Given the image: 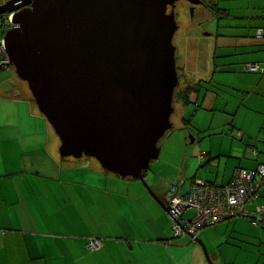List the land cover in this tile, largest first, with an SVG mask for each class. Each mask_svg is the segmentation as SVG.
<instances>
[{
  "label": "crops",
  "instance_id": "1",
  "mask_svg": "<svg viewBox=\"0 0 264 264\" xmlns=\"http://www.w3.org/2000/svg\"><path fill=\"white\" fill-rule=\"evenodd\" d=\"M223 1L222 6L219 0L213 3L224 11L216 17L211 71L195 82L199 92L187 105L195 107L194 112L190 108L191 118H186L188 129L178 128L193 133V143L209 141L198 155V165L217 171L215 177L207 170L203 178H198L201 171L191 181L179 178L189 176L188 149L180 176L177 162L173 163L177 158L169 154L165 165L172 171L165 178L170 185L182 179L185 193L193 182L229 184L237 169L253 171L264 165V75L244 69L248 63H264V38L258 37L264 28V0ZM221 30L228 32L219 34ZM203 118L208 126L202 125ZM59 146L58 136L26 91L19 84L0 83V264L181 263L173 251L179 247L174 238L187 235L175 237L173 232V238H168L166 215L158 211L140 182L106 174L93 161L66 164L60 160ZM167 189L161 184L153 192L163 201ZM257 205L264 207V190L249 208V217ZM132 209L139 214L146 211L147 218L140 217L152 219L148 230L133 226L137 213ZM246 219L253 224L245 216L221 223L233 222L232 231L243 230L250 226ZM257 226L262 227L257 235L264 242V221ZM92 240L101 241V247L88 249Z\"/></svg>",
  "mask_w": 264,
  "mask_h": 264
},
{
  "label": "water",
  "instance_id": "2",
  "mask_svg": "<svg viewBox=\"0 0 264 264\" xmlns=\"http://www.w3.org/2000/svg\"><path fill=\"white\" fill-rule=\"evenodd\" d=\"M179 1L8 0L0 6V14H14L3 39L8 67L58 136L60 157L91 158L110 174L142 182L173 222L145 175L160 157V141L174 130Z\"/></svg>",
  "mask_w": 264,
  "mask_h": 264
},
{
  "label": "rangeland",
  "instance_id": "3",
  "mask_svg": "<svg viewBox=\"0 0 264 264\" xmlns=\"http://www.w3.org/2000/svg\"><path fill=\"white\" fill-rule=\"evenodd\" d=\"M209 5L211 3H216V0H205ZM218 1V0H217ZM220 5H225L223 0ZM236 4H238L236 2ZM214 5V4H213ZM215 7V6H214ZM177 12V24H179V30L175 34V47L177 48V67L180 72L179 75V86L176 91L185 89L190 83H195L201 77L207 75L211 70V55L215 49L216 37V26L217 20L216 17L210 10H206V14L203 15V12L200 11L199 7L194 10V13L191 11L188 2L179 3L176 7ZM210 12V13H209ZM235 14H241L236 13ZM205 18V19H204ZM205 21H204V20ZM264 19V18H263ZM203 21V22H202ZM199 22L202 24H199ZM238 23H242V21H236ZM235 23V22H234ZM223 32H228L225 30L219 31V34H223ZM214 35V36H213ZM10 82L13 81L15 84H19L21 88H23L26 93L31 96L30 90H28L27 85L24 81H21L17 78L16 72L13 68H9V70H5L0 73V83L2 82ZM175 95V94H174ZM34 107L38 110L36 103H34ZM173 107L175 108V112L172 115V121L174 124V130L169 132L161 141L160 147L161 151L163 149L162 154H159V158L157 161L151 164V169L147 172L145 180L147 183L157 192L158 185H163L164 190L170 187V179L167 180L169 174L167 171H172V167L169 165H165V160L174 155L177 159L173 160V163L177 162V174L181 175L180 172L182 160L184 159V150L188 149V155L192 160V165L188 169L189 176L181 175L179 178L192 180L195 173L201 171L200 176L198 178L205 177L207 170H211V172L216 174V168H208V165L200 168L198 165V155L200 152H205V146L208 147V140H197L194 143L192 139L195 138V135L190 132L178 131L179 129L187 130L183 119H190L191 114L190 110L194 112L195 107L193 106H185L181 101H174ZM191 108V109H190ZM200 115H198L196 123L199 125L201 123ZM202 125L208 126L205 118L202 120ZM52 127V126H51ZM179 128V129H178ZM53 129V128H52ZM177 129V130H176ZM54 131V130H53ZM184 132V133H183ZM55 133V132H54ZM229 134V131H227ZM56 135V134H55ZM202 138V136H200ZM185 142L182 143V140ZM200 144H204L203 148L200 149ZM184 145V146H183ZM181 155L177 153H181ZM171 154V155H169ZM180 156V158H178ZM72 159V158H66ZM75 159V158H73ZM89 159V158H88ZM75 160H84V159H75ZM71 161V160H70ZM87 161H93L95 164H98L94 159H89ZM100 165V164H99ZM97 166V165H96ZM224 166V165H223ZM103 170V169H102ZM181 173V174H180ZM190 177V178H189ZM209 179V178H208ZM215 179V178H214ZM177 181V180H176ZM140 182V181H132ZM91 183V182H90ZM174 183V182H173ZM142 188L145 192V187L142 182H140ZM188 187V186H187ZM151 197L153 203L157 206L158 211L166 215V219L169 222L170 233L168 238H173V220L167 214L164 213L163 209L156 201L153 199L152 195L147 192ZM136 212V219L133 223V226L139 230H143L144 228L149 227L153 224L152 219H147L143 221L140 217L147 218L146 211L139 214L137 210L132 209ZM155 215V211H153V216ZM185 216L187 219L194 216L193 210H188L185 212ZM248 220V219H246ZM249 221V220H248ZM233 222L220 224L217 227H207L198 235V239L202 241L205 249L208 251V255L211 261L214 264H264V250L260 247V244L264 248V242L261 240L260 232L257 228H262L257 225L250 224L249 227H244L243 230L235 229L232 231ZM254 227H253V226ZM257 226V227H256ZM219 227V228H218ZM236 231V232H235ZM259 234V235H257ZM175 245L179 246L174 251V254L177 257V260L181 262L180 264H210L207 259L204 250L201 248V245L194 242L193 238L190 236H186L184 238H174ZM264 239V238H263Z\"/></svg>",
  "mask_w": 264,
  "mask_h": 264
},
{
  "label": "built area",
  "instance_id": "4",
  "mask_svg": "<svg viewBox=\"0 0 264 264\" xmlns=\"http://www.w3.org/2000/svg\"><path fill=\"white\" fill-rule=\"evenodd\" d=\"M14 14L7 13L0 17V27L4 31L14 26ZM5 36V35H4ZM4 36L0 38V71L9 70V59L5 52ZM258 37H264V30L260 29ZM247 68L253 72L264 73V65L250 64ZM254 155L257 152L253 151ZM204 156L201 157L203 161ZM233 180L229 184H210L208 182H193L188 187V192L183 191L185 182L177 180L166 190L163 202L170 208L172 215L179 222H173L175 237L188 235L196 241L201 231L207 227L216 226L224 220L250 216L249 208L260 197L264 189V165L257 170L249 171L237 169ZM255 215H251L252 223L259 225L264 221V207L255 206ZM193 210L194 216L187 219L185 212ZM102 242L92 240L88 246L91 251L101 247Z\"/></svg>",
  "mask_w": 264,
  "mask_h": 264
},
{
  "label": "trees",
  "instance_id": "5",
  "mask_svg": "<svg viewBox=\"0 0 264 264\" xmlns=\"http://www.w3.org/2000/svg\"><path fill=\"white\" fill-rule=\"evenodd\" d=\"M215 6V5H214ZM213 9H211L212 10V13L214 14V16L215 17H219V16H222V13H223V11L224 10H220L217 6H215V7H212ZM262 30H264V28H261ZM6 34V31H4V29L3 28H1L0 27V38L1 37H3L4 35ZM264 38V37H263ZM250 64H253V63H248V65H250ZM248 65H245L244 66V69H245V67H246V72L248 73H253V72H251L248 68H247V66ZM256 65H264V63H260V64H256ZM178 69V68H177ZM3 71H5V70H2V71H0V73L1 72H3ZM253 74H258V75H264V73H262L261 71L260 72H257V73H253ZM10 82H12V86H13V84H15L13 81H10ZM10 82H2V83H5V84H8V83H10ZM198 86H199V84L198 83H190L185 89H183V90H178V91H176L175 92V98H174V101H176V102H178V101H181L182 103H183V105H185V106H187V105H189L190 104V101H191V97L195 94V93H198L199 92V88H198ZM29 96V95H28ZM29 98H30V101L31 102H33V103H35V101H33V98H32V96H29ZM184 119V118H183ZM183 122L185 123V126H186V128L188 129V127H189V124H188V121L186 120V119H184L183 120ZM237 137L239 138V137H242L241 135L239 136V134L237 133ZM160 144V143H159ZM256 151V149L255 148H253V150H252V152L253 151ZM257 152V151H256ZM258 155V152H257V154L255 155V156H257ZM82 159H84V160H75V159H67L66 160V158H62V157H60V160H62V162H64V163H66V164H73V163H82V162H85V161H87V160H89L87 157H85V158H82ZM261 166V165H260ZM258 169V168H257ZM256 169V170H257ZM105 173L106 174H110V173H108L107 171H105ZM146 175H147V173H146ZM146 175H145V177H146ZM116 177H118L119 179H128V180H131V181H134L133 179H131V178H121V177H119V176H116ZM137 181V180H136ZM264 190V189H263ZM256 211L254 210V213H255ZM253 213V216L255 215ZM250 220H251V222H252V220H253V218H252V216L251 217H249V216H247ZM239 219V218H238ZM231 220H237V219H231ZM231 220H224V221H231ZM221 222H223V221H221ZM221 222H219V223H221ZM219 224H216V226H218ZM260 225V224H259ZM216 226H212V227H216Z\"/></svg>",
  "mask_w": 264,
  "mask_h": 264
},
{
  "label": "flooded vegetation",
  "instance_id": "6",
  "mask_svg": "<svg viewBox=\"0 0 264 264\" xmlns=\"http://www.w3.org/2000/svg\"><path fill=\"white\" fill-rule=\"evenodd\" d=\"M8 0H0V6L1 5H3V4H5L6 2H7ZM202 1V3L200 4H198V5H196V6H194L193 4H191L190 2H188L187 0L186 1H179L178 3H177V6H178V4L179 3H184V2H188V4H189V7H190V9H191V11L194 13V10H196L198 7H199V9H200V11H202L203 12V15H205L206 14V10H210V12H212V10L211 9H213L212 7H214V5H213V3H211L210 5L205 1V0H201ZM176 6V7H177ZM175 12H176V9H175ZM209 12V13H210ZM2 16H4V14H0V17H2ZM176 19H177V15H176ZM205 19V18H204ZM203 19V20H204ZM205 21V20H204ZM203 22V21H202ZM202 22L200 23L199 22V24H202ZM174 45H175V43H174ZM176 60H177V62H178V60L179 59H177V52H176ZM178 68V67H177ZM178 71V70H177ZM179 75H180V72H179Z\"/></svg>",
  "mask_w": 264,
  "mask_h": 264
}]
</instances>
